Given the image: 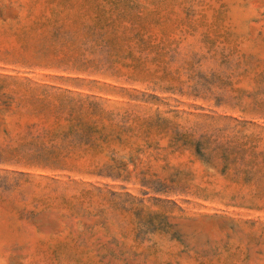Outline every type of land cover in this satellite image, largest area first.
<instances>
[{
  "label": "rangeland",
  "instance_id": "374dc122",
  "mask_svg": "<svg viewBox=\"0 0 264 264\" xmlns=\"http://www.w3.org/2000/svg\"><path fill=\"white\" fill-rule=\"evenodd\" d=\"M0 264H264V0H0Z\"/></svg>",
  "mask_w": 264,
  "mask_h": 264
}]
</instances>
